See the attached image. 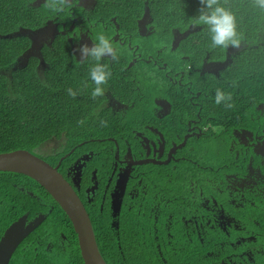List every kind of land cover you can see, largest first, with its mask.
Here are the masks:
<instances>
[{
    "label": "flooded vegetation",
    "instance_id": "flooded-vegetation-1",
    "mask_svg": "<svg viewBox=\"0 0 264 264\" xmlns=\"http://www.w3.org/2000/svg\"><path fill=\"white\" fill-rule=\"evenodd\" d=\"M26 2L40 14L19 27L28 30L23 34L28 47L16 62L44 72L48 46L61 51L55 60L70 55L83 67L71 73L85 72L94 62L79 63L74 50L101 34L119 56L115 63L107 57L101 61L112 73L104 96L92 99L93 83L71 87L93 108L90 116L76 118L84 126L55 135L32 152L74 189L105 262L113 264L108 254L121 251V232L136 221L147 227L144 232L159 252L161 237L180 234L227 242L232 258H240L233 261L219 250L217 264H264L256 260L264 259V99L246 116L214 103L215 90L229 79L242 44L217 53L192 35L199 27L154 20L147 1L140 15L132 7L112 13L107 0H74L62 12L50 11L46 0ZM3 172L0 183L7 188L12 175ZM18 188L27 185L19 182ZM53 200L39 204L56 214L24 212L7 225L24 214V225L42 219L20 240L8 264L50 262L64 253L72 264H84L73 224Z\"/></svg>",
    "mask_w": 264,
    "mask_h": 264
},
{
    "label": "trees",
    "instance_id": "trees-1",
    "mask_svg": "<svg viewBox=\"0 0 264 264\" xmlns=\"http://www.w3.org/2000/svg\"><path fill=\"white\" fill-rule=\"evenodd\" d=\"M145 1L154 20L169 22L182 29L193 25L200 8L199 0H107L105 4L109 5L112 13L132 7L131 11L140 15ZM227 6L236 16L237 30L243 36V48L234 58L229 79L221 81L219 88L232 94L234 104L229 108L230 113L242 110L246 116L264 99V12L253 7L251 0H228ZM111 12H108V16ZM39 14L27 5L26 0H0V152L18 148L33 152L55 135L80 130L84 125L79 124L76 118L83 117L84 113L90 116L93 112V108L87 102H82L78 94L75 98L67 94L68 88L92 84L89 69L71 73V69L83 71V67L74 63L70 55L57 61L55 56H60L61 51H52L44 46L43 52L48 60L46 71H37L31 63L14 68L17 57L28 47V39L23 34L14 33L19 27L37 21ZM103 16L108 18L106 14ZM197 27L199 29L192 35L209 47L207 30L203 26ZM213 50L222 53V49ZM218 122L223 123L222 119ZM3 173L12 175V180L7 188L3 182L0 183V236L7 225L24 212L33 214L40 209L51 215L56 214L54 208L49 212L47 205H43L50 204L53 199L37 181L22 173ZM19 182H23L27 188L19 189ZM39 201H43V204H39ZM41 205L46 207L40 208ZM55 206L58 212H63L57 203ZM146 230L147 227L140 228L136 221L130 224L129 229L122 230V252L115 249L114 253L108 254L113 264H217L219 250L223 255L229 254L233 261L240 259L232 258L233 249L227 242L222 245L213 239L200 241L198 238L187 239L180 234L161 237L163 241L157 242L161 249L159 252L155 240L144 232ZM100 238H103V232ZM99 244L103 251L100 241ZM77 256H80L79 252ZM59 257L50 262L45 258L37 259L31 264H72L69 253ZM79 260L82 261L81 257ZM256 260L264 262L260 256ZM27 261H30L29 256Z\"/></svg>",
    "mask_w": 264,
    "mask_h": 264
},
{
    "label": "water",
    "instance_id": "water-1",
    "mask_svg": "<svg viewBox=\"0 0 264 264\" xmlns=\"http://www.w3.org/2000/svg\"><path fill=\"white\" fill-rule=\"evenodd\" d=\"M26 31L28 30L19 28L14 34H25ZM0 170L25 174L44 187L69 216L78 237L84 264H107L98 250L87 211L72 186L56 167L34 153L18 148L0 152ZM25 218L24 214L12 222L0 238V264H8L10 255L20 240L42 220L37 216L34 221L24 225Z\"/></svg>",
    "mask_w": 264,
    "mask_h": 264
},
{
    "label": "clouds",
    "instance_id": "clouds-1",
    "mask_svg": "<svg viewBox=\"0 0 264 264\" xmlns=\"http://www.w3.org/2000/svg\"><path fill=\"white\" fill-rule=\"evenodd\" d=\"M200 8L198 15L193 20L194 26H203L207 30L210 38L209 47L211 49H227L229 47L239 48L243 36L237 30V20L231 8L228 7V0H199ZM253 7L264 12V0H251ZM45 6L52 12H62L65 8H72L74 0H46ZM79 53V63H85L89 60L94 63L89 67L88 75L94 88L91 91L92 99L104 96L105 86L111 78V71L107 64L101 63L106 57L113 63L119 61V56L111 40L104 35H99L97 40L91 45L87 43L80 44L74 50L73 55ZM235 81H233V85ZM67 94L75 98L78 94L76 90L68 88ZM214 103L221 105L226 109L232 108V94L225 92L221 88L215 90ZM83 124L84 120H79ZM101 126H106L107 121L101 119Z\"/></svg>",
    "mask_w": 264,
    "mask_h": 264
},
{
    "label": "rangeland",
    "instance_id": "rangeland-1",
    "mask_svg": "<svg viewBox=\"0 0 264 264\" xmlns=\"http://www.w3.org/2000/svg\"><path fill=\"white\" fill-rule=\"evenodd\" d=\"M17 66H21V63L18 61L14 64V68H16Z\"/></svg>",
    "mask_w": 264,
    "mask_h": 264
}]
</instances>
